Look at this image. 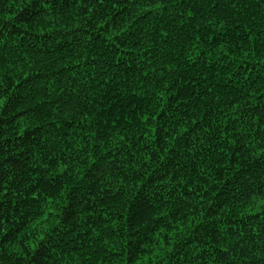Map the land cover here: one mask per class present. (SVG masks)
Listing matches in <instances>:
<instances>
[{
    "label": "trees",
    "instance_id": "trees-1",
    "mask_svg": "<svg viewBox=\"0 0 264 264\" xmlns=\"http://www.w3.org/2000/svg\"><path fill=\"white\" fill-rule=\"evenodd\" d=\"M0 101V264H264V0H0Z\"/></svg>",
    "mask_w": 264,
    "mask_h": 264
},
{
    "label": "snow or ice",
    "instance_id": "snow-or-ice-1",
    "mask_svg": "<svg viewBox=\"0 0 264 264\" xmlns=\"http://www.w3.org/2000/svg\"><path fill=\"white\" fill-rule=\"evenodd\" d=\"M29 3H31V0H29ZM3 103V101H0V104H2ZM44 238L43 237H41V240H43ZM44 255V252L42 251L41 253H40V256H43ZM33 264H42V261L39 259V258H37V259H35L34 261H33Z\"/></svg>",
    "mask_w": 264,
    "mask_h": 264
}]
</instances>
